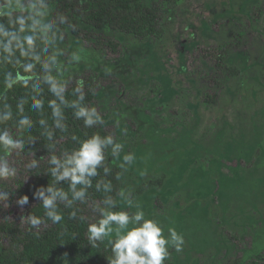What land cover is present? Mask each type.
Returning a JSON list of instances; mask_svg holds the SVG:
<instances>
[{"label": "rangeland", "instance_id": "374dc122", "mask_svg": "<svg viewBox=\"0 0 264 264\" xmlns=\"http://www.w3.org/2000/svg\"><path fill=\"white\" fill-rule=\"evenodd\" d=\"M175 1L161 39L111 32L119 52L106 45L93 49L61 27L63 40L51 49L58 46L64 54L53 72L59 68L57 79L66 87L95 78L99 89L92 107L124 145L119 158L109 154L118 164L126 153L135 156L124 170L123 191L146 218L160 222L166 236L174 228L184 237L183 250L169 247L168 259L223 264L230 256L264 250V0ZM48 11L52 19L55 6ZM238 33L244 34L242 44L227 62L240 73L220 90L216 104H206L204 94L215 89L217 49ZM73 52L79 62L71 61ZM0 158L16 169L15 176L0 178V193H9L0 199V222L26 229L34 204L26 194L33 159L3 150ZM159 176L165 178L162 186L134 194ZM23 195L29 203L21 207L16 201ZM127 198L119 195L115 210L136 211ZM97 219L95 213L91 222Z\"/></svg>", "mask_w": 264, "mask_h": 264}, {"label": "trees", "instance_id": "16d2710c", "mask_svg": "<svg viewBox=\"0 0 264 264\" xmlns=\"http://www.w3.org/2000/svg\"><path fill=\"white\" fill-rule=\"evenodd\" d=\"M47 9L55 6L54 17L63 15L68 23L75 25V31L69 28L68 24L61 25L66 31L84 39L93 49H100L105 45L119 52L120 43L111 35V32H122L133 35L137 39L148 38L161 39L165 33V14L169 11L170 5H175V0H155L152 4L144 0H46ZM166 11V12H165ZM75 18H79L83 23L90 26L91 30L80 28ZM0 22L10 24L7 17L0 18ZM242 33L236 34L234 39L219 46L215 54V68L212 73V82L215 89L206 92L203 102L206 104H216L219 99L220 90L240 73L239 67L227 62L231 50H235L242 44ZM37 51L42 56L53 54L52 49L45 54L42 45L38 41ZM19 57V53H17ZM23 61V57H20ZM11 72L13 76L29 78V83L25 86L22 82L15 83L12 88L6 86L7 74ZM43 71L41 64L37 63L30 73L24 72L19 64L9 63L0 59V113L11 111L12 119L0 123V130H8L16 139L25 140V147L21 151L25 156L32 157L37 161V167L31 169V182L28 185L26 194L31 197L34 204L29 209V215L44 218L42 202L33 197V191L40 186L51 184L53 177L48 169V160L51 155L61 157L66 152H71L76 148L77 142L71 140V135L75 134L80 139H84L94 132L105 136L110 134L106 126L97 125L93 128H85L82 120H77L71 108L64 109V123L68 130L61 132L54 129L55 135L50 142L41 133L44 131L39 124L40 119H45L51 127L53 119L48 101L54 99L48 91V85L42 82ZM33 82H40L41 91H34ZM82 86L85 94V103L93 105L99 85L93 76H86L81 81H73L66 87L65 97L69 101L76 99L75 88ZM40 96L44 100V107L40 112L31 108L32 97ZM22 98H27L24 105V112L19 113L18 104ZM8 106L7 108L5 106ZM20 115H28L33 120L31 132L20 131L16 128V121ZM32 137L34 143L27 142L28 136ZM51 145V147H49ZM113 157L106 152L105 166L111 169L108 175L99 169V175L93 178V187L88 189L87 198L84 203L76 202L74 208L77 209V219H69L68 213L72 209L59 207L64 213V220L60 224H53L46 220L39 228L29 226L21 229L13 222L5 220L0 222V264H109L111 258V248L107 241L98 243L97 247H92L88 241L87 225L95 215L93 208L96 204H102L106 195H111L117 201L119 193L124 189V170L119 167ZM117 175L120 179L117 180ZM97 181H111L113 190L111 193H104L103 188L99 191L95 189ZM164 176L148 179L140 184L134 194L140 195L145 191L160 187L164 184ZM65 190L67 183L61 182ZM160 205L161 202L159 201ZM80 216L85 220L81 221ZM46 219V218H45ZM165 264H175L173 260L167 259ZM223 264H264L263 248H256L252 251L243 252L241 255H233Z\"/></svg>", "mask_w": 264, "mask_h": 264}, {"label": "clouds", "instance_id": "9594fccd", "mask_svg": "<svg viewBox=\"0 0 264 264\" xmlns=\"http://www.w3.org/2000/svg\"><path fill=\"white\" fill-rule=\"evenodd\" d=\"M7 17L10 24L0 22V59L9 63L21 65L24 72L30 73L36 64H41L43 76L42 82L48 85V91L54 99L48 101L51 109L53 125L49 127L45 119H40L39 124L44 131L48 141H52L55 135L54 129L61 132L68 130L64 123V109L71 108L77 120L83 121L85 128H93L97 125L103 126V117L96 107L88 106L85 103V94L82 86L75 88L76 99L69 101L65 97L66 85L57 79V73L53 68L59 64V57L64 53L57 46L51 55L42 56L37 51L38 41L42 45V51L47 54L51 47L57 45V41L63 40L61 25L68 24L69 28L75 31V25L68 23L63 15L49 19L46 0H0V18ZM19 53V57L17 56ZM23 57V61L20 59ZM81 56L73 52L71 61L79 62ZM22 82L25 86L29 83V78L13 76L11 72L7 74L6 86L10 89L17 83ZM34 91H41L40 82H33ZM27 98H22L18 104L19 113L24 112V105ZM8 107L7 105L5 106ZM44 107V100L40 96H33L31 108L40 112ZM11 111L0 113V123L12 119ZM16 128L20 131L31 132L33 120L28 115H20L16 121ZM71 140L77 142V147L71 152L64 153L61 157L51 155L48 163L50 175L53 177L51 184L40 186L33 191V197L42 202L44 218L29 215L27 221L32 228H39L50 220L53 224H60L64 220V213L59 205L72 209L69 219H77V209L74 208L76 202L84 203L87 198L88 189L93 187V178L99 175L98 170L103 169V173L108 175L111 169L105 166L106 152L110 150L111 155L119 158L124 145L117 142L112 134L105 136L94 132L90 136L80 139L75 134L71 135ZM27 142L34 143L29 135ZM25 140L14 138L8 130H0V150L10 154L13 151H22L25 147ZM51 147V145H49ZM135 159L134 154L123 155V163L119 167L127 170V165H131ZM37 161L33 160L28 165L29 170L36 168ZM16 169L10 166L7 159L0 158V178H10L15 176ZM117 180L120 176L117 175ZM61 182L67 183L65 190ZM103 188L104 193H111L113 185L111 181H97L95 189L99 191ZM9 193H0V199L7 200ZM121 197H128L129 208L135 207L136 211L115 210L117 201L111 195H106L102 200V205H96L93 211L98 215L95 222L87 225L88 241L92 247H97L98 243L107 240L111 248V258L109 264H165L169 258V247L180 252L183 250L184 237L174 228L168 229L167 236L159 221L146 218V214L140 205L134 204L130 194L124 191L119 193ZM16 203L23 207L29 203L27 195L19 197ZM46 218V219H45ZM81 221L85 220L80 216Z\"/></svg>", "mask_w": 264, "mask_h": 264}]
</instances>
